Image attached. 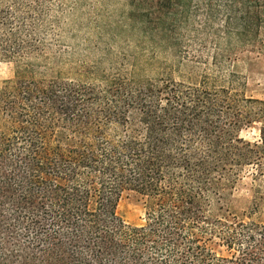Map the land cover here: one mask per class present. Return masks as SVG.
Instances as JSON below:
<instances>
[{
  "label": "trees",
  "instance_id": "16d2710c",
  "mask_svg": "<svg viewBox=\"0 0 264 264\" xmlns=\"http://www.w3.org/2000/svg\"><path fill=\"white\" fill-rule=\"evenodd\" d=\"M92 1L0 0V62L15 65L0 87V264H264V225L228 206L245 169L264 180V101L245 95L216 34L160 42L187 64L178 80L145 74L154 60L136 54L49 75L69 52L64 16ZM123 1L128 20L163 32L186 10L206 24L225 12L235 45L264 55V0ZM129 193L142 225L117 215Z\"/></svg>",
  "mask_w": 264,
  "mask_h": 264
},
{
  "label": "rangeland",
  "instance_id": "374dc122",
  "mask_svg": "<svg viewBox=\"0 0 264 264\" xmlns=\"http://www.w3.org/2000/svg\"><path fill=\"white\" fill-rule=\"evenodd\" d=\"M129 8L123 0H93L91 6L76 10L64 16L65 35L61 44L69 50L62 54L63 65L57 60L46 70L49 75L61 73L63 77L75 78L76 64L86 62L92 64L103 62L106 67L110 62L118 61L122 56L136 54L142 60H154L150 67L144 68L145 74L152 78H159L163 72L178 80L187 72L183 63L177 68L181 60L174 51L166 50L160 42L176 41L180 47L201 40L211 42L215 35L219 41V56L230 60L227 69L232 71L245 84L244 93L247 97L264 101V55L247 52L246 48L236 46L233 38L227 33L232 31L227 27L225 17L221 12L212 17V22L205 23V13L200 9L186 10V15L177 17L168 23L166 32L157 31L158 26L150 20L147 25L139 27L128 20ZM173 23V25L171 24ZM205 24V25H204ZM209 25L211 27H209ZM170 26V27H169ZM167 27V23L165 25ZM203 27H208L212 36H204ZM202 28V29H201ZM73 33L70 34L69 31ZM145 31V32H144ZM145 50L137 52V47ZM213 52L210 53V56ZM178 55V56H177ZM186 62V61H182ZM177 64V65H176ZM173 70V71H172ZM15 65L0 62V87L14 78ZM259 124L245 130L242 135L245 139L253 141L257 138ZM254 170L245 169L237 180L228 201L231 212L244 221L249 219L264 225V204L253 212V192L259 182L253 180ZM259 184H264L260 182ZM253 212V213H252ZM118 217L126 224L138 226L145 222L144 206L140 197L135 194H125L117 207Z\"/></svg>",
  "mask_w": 264,
  "mask_h": 264
}]
</instances>
